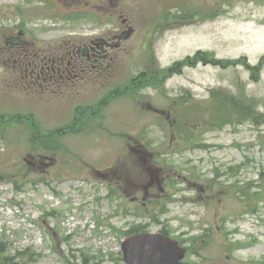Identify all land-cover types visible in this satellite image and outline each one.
<instances>
[{"label": "rangeland", "instance_id": "rangeland-1", "mask_svg": "<svg viewBox=\"0 0 264 264\" xmlns=\"http://www.w3.org/2000/svg\"><path fill=\"white\" fill-rule=\"evenodd\" d=\"M117 1L136 32L111 77L115 84L149 68L164 70L195 52L226 65L199 62L167 79L160 73L154 88L132 90L105 107L102 125L59 138L53 155L30 149L25 126L2 124L10 113L35 107L7 90L0 68V244L12 264H121L125 232L141 224L148 233L165 229L177 237L188 264H264V0ZM96 6L104 3L0 0V40L16 25L54 40L119 24ZM176 8L186 16L197 13L165 21ZM77 15L83 19H64ZM104 86L98 95L90 89L79 104L96 102ZM212 95L249 108L258 123L211 127ZM148 105L162 110L161 118ZM69 117L37 112L42 130L32 137ZM173 118L179 124L172 131ZM135 142L156 155L165 178L164 192L148 211L137 210L116 189L122 187L116 184L119 174L137 182L131 193L148 181V175L136 174L140 163L127 151Z\"/></svg>", "mask_w": 264, "mask_h": 264}, {"label": "flooded vegetation", "instance_id": "flooded-vegetation-1", "mask_svg": "<svg viewBox=\"0 0 264 264\" xmlns=\"http://www.w3.org/2000/svg\"><path fill=\"white\" fill-rule=\"evenodd\" d=\"M99 1L104 6H96V9L110 19H117L119 24L102 27L81 38L40 40L23 27H9L10 32L0 40V67L4 69L2 80L7 90L21 95V99L34 105L37 112L49 115L71 113L72 117L76 113L89 114L87 118H90L97 110L72 108L71 105L80 103L90 89L99 92L102 82L110 87L109 91L115 92L116 85L111 77L124 54L129 52L128 42L136 31L133 21L124 14L117 0ZM130 30L131 35L126 38ZM147 108L159 114L157 108ZM35 111L29 113L34 115ZM156 177L142 187L145 200L141 198L140 201L135 190L132 196L127 195L130 202L145 206L146 202L158 197L155 194Z\"/></svg>", "mask_w": 264, "mask_h": 264}, {"label": "trees", "instance_id": "trees-1", "mask_svg": "<svg viewBox=\"0 0 264 264\" xmlns=\"http://www.w3.org/2000/svg\"><path fill=\"white\" fill-rule=\"evenodd\" d=\"M209 53H202L197 52L192 57H186L184 60L180 62L174 63L171 67H169L166 70H163L162 72H149L146 74H143L142 77H146V84L145 85H157L156 81L160 77V73L164 78H167L171 76L174 73H179L183 68L185 67H194L199 62L209 63L213 65H219L221 63L222 65H226L224 62H221L220 60L215 61L211 58ZM228 64H234L239 62V60L233 61H227ZM228 67V66H226ZM140 78H136L134 80L137 81ZM131 83L128 87V91L132 89ZM125 92V91H123ZM127 92V91H126ZM211 111L213 112V122L211 124V127H218L219 125H227V124H239L241 121H248L249 119H252V122H256V116L251 112V110L247 107L241 109L236 102L232 101L231 99H226L223 96H211ZM67 131L65 133L73 132L71 129H66ZM35 131V130H34ZM58 132H51L48 134L39 135L38 139L40 142H31V146L34 148L38 147L45 151H55L54 149L55 145L58 144V142H49L51 138L58 137ZM141 227H135L131 232L135 233L134 231H141ZM7 248H3V246L0 244V264H12L13 259H11L9 256H7ZM23 256V254H19V257ZM17 259V258H16ZM86 261V260H85Z\"/></svg>", "mask_w": 264, "mask_h": 264}, {"label": "water", "instance_id": "water-1", "mask_svg": "<svg viewBox=\"0 0 264 264\" xmlns=\"http://www.w3.org/2000/svg\"><path fill=\"white\" fill-rule=\"evenodd\" d=\"M121 250L125 264H183L184 250L175 241L159 234L129 237Z\"/></svg>", "mask_w": 264, "mask_h": 264}]
</instances>
